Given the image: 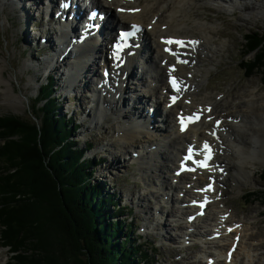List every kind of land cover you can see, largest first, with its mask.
<instances>
[{
    "label": "bare ground",
    "instance_id": "bare-ground-1",
    "mask_svg": "<svg viewBox=\"0 0 264 264\" xmlns=\"http://www.w3.org/2000/svg\"><path fill=\"white\" fill-rule=\"evenodd\" d=\"M25 1L0 0V8L5 10L6 7L11 6L15 10L16 6H21ZM45 1L49 2V6L45 3L44 10L47 8V13L51 7L50 4L60 2V0ZM113 1L92 0L94 7L110 15L101 34L102 39H90L82 45L73 44L71 37L79 30V26L73 23L66 24L60 20L55 22L57 29L52 30L55 34V41L52 38L45 42L54 45V54L45 60L46 67L43 63V69L48 73V71L55 72L57 69L64 68L65 72L63 75L60 74V80L64 78V75L66 76L67 80L64 82L63 90L72 96L80 93L75 90H80L81 84L93 83L95 88L89 91L92 97L90 98L92 106L89 115L93 120L85 132L91 128L101 130L104 125L112 126L116 134L115 138L118 140V143L112 147L118 153L126 154L123 163L127 165L139 163V171L147 186L146 191L160 198V203L157 204L169 205L171 203L166 213L176 216L175 222H180L181 217L186 218L182 221V224L185 222V228L181 230L183 234L180 236L181 242L179 243L184 246V242L190 241L193 245H200L202 248L199 250L200 255L195 257L199 264H235L240 263L242 258H245L244 264H255L261 259L260 257L264 260V253H258V249L254 247L255 244L246 245L243 242L245 235L242 236V233L246 230L244 221L234 218L235 215L220 200L219 190L215 192L214 189L212 196L216 200L207 207L204 216L192 223L188 221L189 215L197 211L190 204L206 194L203 188L209 183V178L216 179V186L227 182L225 173H227L228 165L233 166L231 170L236 175L233 178L239 187L250 186L254 183L255 171H252L250 167H255V162L263 161L264 157V94H256L258 88H249V95L245 96L240 92L237 95L239 97L235 99H227L225 95L223 97L221 95L216 100L210 97L197 99L196 93L204 82L203 78L207 76L203 71V63L212 59V53L217 54L219 48H224V45L215 42V39L220 37L213 32L217 31V27L207 25L206 20L198 23L201 38L194 39L198 41L194 50L183 48L186 55L181 59L189 61L188 64L178 63L179 57L168 55L165 50L168 45L162 42L178 36L187 41L191 40L187 37L191 33L189 31H195L197 28L188 25L190 12L186 11V7L193 3L195 6H208L226 13H234L236 9L240 10L242 20L252 23L250 18L264 17V0ZM131 24L144 27L141 49L134 58L128 57L126 64L118 70L110 60L103 65V57L110 54L109 45L116 38L114 33L112 34L113 28ZM143 47L146 49L145 52L142 51ZM69 49L72 50L67 51ZM136 58L139 64L134 67ZM173 64L177 65L174 75H177L187 87L181 93V100L174 106L169 104L170 90L167 82V71ZM106 66L111 67L112 77L108 83L103 84L98 70L102 73ZM95 67L99 69L95 70ZM137 68L143 70L136 71ZM3 70L4 68L0 65V88H2L1 85L9 86L7 90H4L6 96L14 95L13 87L2 77ZM93 78H98L96 84ZM139 88L144 93L142 90L139 93ZM127 93L130 95L133 93L131 100L126 99L125 94ZM146 97L150 102H147ZM24 100L28 99L23 97L18 99V102L23 104ZM132 101L138 104L136 105L138 111H144L145 108L147 112L144 114L133 112L131 110ZM145 102H147L146 106ZM142 106L143 109L140 108ZM152 108L154 109L153 116H151ZM194 111H203L204 117L182 134L177 124V115ZM157 113L160 119L164 117L162 121L168 124L167 128L156 126L155 122L159 123V120L155 121ZM218 118H221L223 122L217 130L213 126ZM112 119H114L113 122L110 121ZM204 141H209L215 147L217 166L212 168V174L207 172L184 173L177 178L174 171L187 145L201 146ZM127 149H133L136 154L128 157ZM160 160H163L162 164H159ZM161 190L164 192L162 193ZM174 190L175 193H173ZM141 198L143 197L136 199L140 204ZM143 200L147 201L145 198ZM145 203L140 207L147 213L159 212L158 205L153 208ZM160 210L164 211V207H160ZM159 224L162 223L158 222L156 226L160 227ZM147 227L151 228L150 225ZM215 234H219V238L216 239ZM234 244L238 245L237 249L232 258H229L227 252ZM210 251L213 256L208 255ZM0 264L7 263L0 261Z\"/></svg>",
    "mask_w": 264,
    "mask_h": 264
},
{
    "label": "rangeland",
    "instance_id": "rangeland-1",
    "mask_svg": "<svg viewBox=\"0 0 264 264\" xmlns=\"http://www.w3.org/2000/svg\"><path fill=\"white\" fill-rule=\"evenodd\" d=\"M45 3V0H26L21 6H16L15 10L11 6L6 7L5 10L0 8V65L4 68L2 77L13 87L14 91V95L6 96L4 90H7L9 86L1 85L0 116L12 115L24 120H34L37 125L40 123L37 116L41 117L39 106L44 104V101L41 102L39 95L42 91V84L48 74L45 71L43 72V63L45 66V60L54 54V45L50 42L43 44L42 39H45V43L47 39L55 38L52 30L57 27L55 24L49 23L48 20L51 19L52 21L53 17H51L52 14L51 16L47 15V8L44 10ZM50 5L56 8L58 4L53 3ZM186 11L190 12V18L187 21L188 25L197 28L195 31H189L191 33L187 32L189 33L187 37L191 40L201 38V32L198 31V23L201 20H206L208 22L207 25L217 27V31L213 32L220 37L217 40L215 39V42L224 45V48H219V53L211 54L212 59L210 61L203 63V71L207 76L203 78L204 82L196 93L197 99L210 97L216 100L221 95L222 97L225 95L227 99H235L239 97L237 95L240 92L245 96L249 95V88H258L256 94H264V73L260 70L252 71L251 73L256 74L248 77L240 66L245 54V37L247 34H264V17L250 18L249 20L253 22L249 23L246 20H242L243 17L240 10L236 9L234 13H226L216 11L208 6H195V3L186 7ZM196 21L197 23H195ZM35 25L37 29L34 28ZM142 51L145 52L146 49L143 47ZM149 54L151 55L150 52ZM260 55L258 51H253L245 56V60L256 63ZM98 69V67H95V70ZM139 69L142 68H137L136 71H139ZM56 71L51 76L56 79L55 84H58L59 90L55 97L61 104L60 112L61 114H69V117L81 127L76 134L80 148H84L83 150L85 151L88 148L87 146L92 144V147L86 153V160H90L92 164L94 163L92 172L90 171L93 176L92 184L101 185L105 190V194L116 195V193H119L120 206L131 209L124 213H118L113 207L110 208L112 210L110 212L113 215V219L110 221L119 220L122 225H125L119 238V243L123 244L125 237L131 235L132 241L141 242L145 246L144 248H155L156 256H153V264H199L195 257L200 255L199 250L202 249L200 245L187 247L179 243L181 242L180 236L183 234H181V230L185 228V222L182 224V221L186 218L181 217L180 222H175L176 216L166 213L171 203L169 205L157 204L160 198L155 197L152 193L150 194V191H146L147 186L144 177L139 171V163L135 162L130 165L123 163L126 154H120L112 147L118 143L112 126L104 125L101 130L91 128L85 132L93 120L89 115V110L92 106L89 91L95 88L93 83L89 85L81 84L80 90H75L80 93H74L76 95L72 96L63 90L64 82L67 80L66 76L64 75V78L60 80V74L62 73L63 75L65 72L64 68ZM197 76L199 77L200 74ZM129 85L131 84L129 83ZM139 89V93H141L142 89ZM139 93L137 94L138 96ZM142 93H144L143 90ZM132 95L133 93L131 95L129 93L125 94L126 99L131 100ZM23 97L28 100H24L23 104H21L18 99ZM146 100L150 102L148 98ZM147 102H145V106ZM131 105L133 112L144 114L147 111L145 108L144 111H138L139 109L136 107L138 104H135V101H132ZM143 106L140 108H143ZM162 119L157 113L155 121H160L159 123L155 122V124L159 128L163 127L165 129L168 124ZM113 120L110 121L113 122ZM133 151V149H127L128 157L136 154ZM162 163L163 160H160L159 164ZM2 168L4 166L1 165L0 169ZM231 168L233 166H227V173H225L227 182L217 185L216 191L219 189L220 200L235 215L234 218L244 221V226H246L244 229L246 230L242 233V236L245 235L243 242L246 245L255 244L254 247L258 249L257 252L264 253V200L260 199V193L264 192V157L263 161L255 162V167H250L252 171H255L254 183L250 186L239 187L235 178H233L236 176L235 172ZM161 192L163 193L164 190H161ZM173 193H175V190ZM140 197L147 199L146 201L141 198V204L146 202L145 205L149 204L153 208L158 205L159 212L156 214L154 211L147 213L136 200ZM162 206L164 211L160 210ZM158 222L162 223L159 224L160 227L156 226ZM149 225L152 229L147 227ZM1 234L0 230V237ZM44 234L45 240L51 249L50 252H52L51 259L55 258L54 254H56L57 260L56 258L55 260L59 262L62 244L59 245L58 242H61L60 240L63 241L62 235L54 234L53 232L46 233V230ZM6 244L5 240L0 238V261L1 263L14 264L12 250L4 247ZM210 252L208 255L213 256V253L211 252V254ZM260 258L255 264H264V260H262V257ZM35 259L38 260L37 257ZM56 262L55 264H59ZM244 263L245 258H242L240 263L235 264Z\"/></svg>",
    "mask_w": 264,
    "mask_h": 264
},
{
    "label": "trees",
    "instance_id": "trees-1",
    "mask_svg": "<svg viewBox=\"0 0 264 264\" xmlns=\"http://www.w3.org/2000/svg\"><path fill=\"white\" fill-rule=\"evenodd\" d=\"M244 47L242 70L248 77L256 74L252 71L264 73V34H247ZM253 51L261 54L256 63L245 60ZM55 83L50 77L42 84L39 96L44 104L39 106L38 125L34 120L0 116L4 247L12 250L14 264H55L46 230L62 235L59 264H153L155 248H144L131 235L119 243L125 225L110 221V208L118 213L131 209L120 206L119 193L105 194L101 185L92 184L94 163L86 160L92 144L85 151L80 148L76 138L80 127L69 114H61ZM260 194L264 200V192Z\"/></svg>",
    "mask_w": 264,
    "mask_h": 264
},
{
    "label": "snow or ice",
    "instance_id": "snow-or-ice-1",
    "mask_svg": "<svg viewBox=\"0 0 264 264\" xmlns=\"http://www.w3.org/2000/svg\"><path fill=\"white\" fill-rule=\"evenodd\" d=\"M60 6L65 7V8L68 7L67 3H64V2H62ZM133 11H135V10H133ZM132 27L134 29H136L137 32L140 31V29L136 25H133ZM121 35L128 36V35H131V33L125 32V33H122ZM162 42L169 46L168 48L165 49L166 51H171L172 45H178L182 48H186V47L192 48L194 50L195 46L198 44V41H196V40L185 41V40H180V39H166V40H163ZM177 62L178 63H186V61H182V60H178ZM171 71H175V69L172 68ZM170 84L172 86V89L175 92L179 93V91H181L180 82L176 78L170 77ZM172 99H173V101H175L176 97L174 96V97H172ZM209 111H210V109H209ZM200 119H201L200 113L193 114L192 116H189L187 118L181 117V119H180L181 131H185L188 128L189 124L195 123V122L199 121ZM218 124H219V122H217V126H218ZM203 150L205 153H207V155L205 156V160L204 161H197V163H199V166L202 168L208 167L207 161L210 160L212 157L211 146L207 142H205L203 144ZM194 157H195V150L189 149V159L191 160ZM206 190L212 191L210 186ZM198 206L203 208L205 205L199 204Z\"/></svg>",
    "mask_w": 264,
    "mask_h": 264
}]
</instances>
